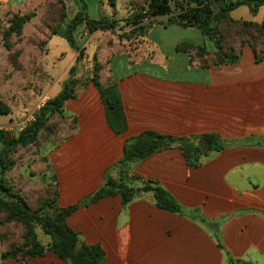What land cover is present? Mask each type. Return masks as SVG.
<instances>
[{
    "label": "crops",
    "instance_id": "obj_1",
    "mask_svg": "<svg viewBox=\"0 0 264 264\" xmlns=\"http://www.w3.org/2000/svg\"><path fill=\"white\" fill-rule=\"evenodd\" d=\"M29 3L0 0V13L23 10ZM231 15L261 23L264 6L256 15L246 6ZM194 31L200 30L157 19L144 37L135 39L140 41L137 48L123 46L113 52L100 83L115 87L126 131L117 134L112 129L93 83L80 88L65 104L69 124L59 131L58 147L44 153L47 164L39 188L48 191L54 179L58 205L67 208L97 192L105 174L120 177L115 165L128 138L145 131L175 138L215 134L224 147L216 151L208 145L198 165H190L175 145L131 164L128 177L155 181L183 207L210 221L221 219L222 248L210 226L158 208L153 194L128 205L117 195L80 207L67 220L83 245L101 246L105 259L100 264H229L230 258L264 264V57L257 61L254 49L239 43L238 61L216 66V52L207 49L201 31L199 41L189 39ZM198 47L208 54L205 65ZM178 59L181 70L176 69ZM12 119L2 118L0 129L17 120ZM3 148L0 143V153ZM50 242L41 241L47 248ZM7 248L0 238V264H72L50 249L3 259Z\"/></svg>",
    "mask_w": 264,
    "mask_h": 264
},
{
    "label": "trees",
    "instance_id": "obj_2",
    "mask_svg": "<svg viewBox=\"0 0 264 264\" xmlns=\"http://www.w3.org/2000/svg\"><path fill=\"white\" fill-rule=\"evenodd\" d=\"M83 10L66 25H61L52 29V34L64 38L74 53L81 55L82 50L78 44L77 30L84 26L89 33L98 30H114L116 21L103 16L100 19H92L86 12V5L83 0ZM195 6L180 13H174L171 0H149L147 11L138 14L128 20V26H132L127 38L144 37L149 29L160 17H167L168 25H177L181 28H196L204 36L210 38L216 46L215 61L216 66L223 64H235L239 55L234 48L233 39L226 38L225 32L235 28L236 39L241 45H249L255 51L257 61L264 57V18L261 23H254L243 20H235L231 13L239 7L246 6L253 15L264 6V0H195ZM149 16L148 22L144 23V18ZM224 25L226 31H221ZM216 28H219L216 30ZM216 34V35H213ZM237 40V41H238ZM198 56L205 65L208 55L204 48H197ZM93 84L99 89L104 102L107 119L110 126L117 134H122L127 129L126 117L123 111L121 99L114 86L104 88L100 83V76L94 78ZM83 85V84H82ZM76 90L65 86L63 90L42 109L37 117L36 123L26 128L17 137L10 136L0 129V143L4 145L0 153V214L5 213L13 222L20 223L25 232L21 245L15 244L8 230H2L1 240L8 243L7 250L3 253V259H22L26 256L41 255L46 250H52L61 259L72 264H100L105 259V253L101 246L93 245L77 250V245L81 242L80 234L71 229L67 224V219L80 207L88 206L106 197L120 195L124 205H128L135 199L145 194L151 193L154 196L155 204L158 208L182 216L193 217L203 224L211 227L213 234L222 248L220 234L218 231L221 219L210 221L203 217L197 210H189L183 207L175 197L152 180H141L139 176L128 177V169L133 163L142 161L155 152L162 151L173 146H179L190 165H198L201 158L207 155V150H203V145L208 144L211 149L219 151L224 145L219 136L215 134H204L200 137L175 138L169 135H162L154 131H145L137 136L128 138L124 145L123 157L115 165L120 170V177L115 179L105 174L104 185L92 196L81 200L76 205L59 208L57 185L51 188L37 199V208L33 209L28 202L19 194L12 193L13 187L7 184L6 172L14 165V155L18 152V147L33 145L38 140L42 130H47L48 134L57 135L50 131L48 125L54 115L64 117L65 104L68 100L76 98ZM8 108L0 101V115H8ZM54 130V129H53ZM55 137V136H54ZM213 145V146H212ZM54 194H52V189ZM41 229L43 234L51 238L47 247L42 245L37 236V229ZM229 264H250L240 260L229 259Z\"/></svg>",
    "mask_w": 264,
    "mask_h": 264
},
{
    "label": "rangeland",
    "instance_id": "obj_3",
    "mask_svg": "<svg viewBox=\"0 0 264 264\" xmlns=\"http://www.w3.org/2000/svg\"><path fill=\"white\" fill-rule=\"evenodd\" d=\"M194 1L171 0L173 12L180 13L194 7ZM83 2L90 18L109 17L116 21V27L114 30L89 33L81 26L76 33L82 50L81 55L74 53L64 38L52 34L53 28L66 25L83 10V4L79 0H30L23 10L0 13V101L9 111L8 115H0V120L7 116L14 118L12 121L21 120L32 111L43 95L47 94L50 101L65 86L76 90L77 94L80 88L93 83L94 78L101 76L115 50L123 46L134 50L140 44L134 37L127 38L132 29L127 21L138 14L146 13L149 0ZM241 12V9L235 11L234 16H239ZM167 20V17L158 18V21L163 23ZM220 30L226 31L224 25ZM225 33L226 38L235 40L231 45L235 48L240 42L236 39L235 28ZM199 36L200 31L188 35L189 39L195 41H199ZM203 38L207 49L216 52L214 42L207 36ZM175 65L177 70H181L183 64L178 59ZM174 74L178 75L177 72ZM67 123L65 117L54 115L48 125L50 131L57 135L50 136L47 130H42L36 143L18 147L19 150L13 158L14 165L6 172L7 184L13 187L12 193H19L33 209L37 208V199L40 200L45 193L39 188L43 181L40 174L47 164L44 153L58 147L59 131L61 128L66 131ZM53 183L56 186L54 179ZM54 190L53 188L52 194ZM58 207L60 208L59 205ZM2 230H8L9 234L13 235L15 244L23 243V226L11 221L5 213L0 214V231ZM37 231L43 243L50 241V237L44 235L39 228Z\"/></svg>",
    "mask_w": 264,
    "mask_h": 264
},
{
    "label": "built area",
    "instance_id": "obj_4",
    "mask_svg": "<svg viewBox=\"0 0 264 264\" xmlns=\"http://www.w3.org/2000/svg\"><path fill=\"white\" fill-rule=\"evenodd\" d=\"M149 16L147 15L144 18V23L148 22ZM49 96L47 94L43 95L38 104L33 107L32 111L21 120H15L14 122L9 123L7 126L2 128L4 132H6L10 136H17L21 132H23L26 128L33 125L37 121V117L39 116L42 109L49 102Z\"/></svg>",
    "mask_w": 264,
    "mask_h": 264
},
{
    "label": "water",
    "instance_id": "obj_5",
    "mask_svg": "<svg viewBox=\"0 0 264 264\" xmlns=\"http://www.w3.org/2000/svg\"><path fill=\"white\" fill-rule=\"evenodd\" d=\"M208 147V144H204L203 145V150H206V148ZM83 247V244L80 242L78 245H77V250L81 249Z\"/></svg>",
    "mask_w": 264,
    "mask_h": 264
}]
</instances>
